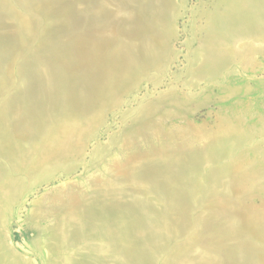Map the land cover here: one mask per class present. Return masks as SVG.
<instances>
[{
	"label": "rangeland",
	"instance_id": "1",
	"mask_svg": "<svg viewBox=\"0 0 264 264\" xmlns=\"http://www.w3.org/2000/svg\"><path fill=\"white\" fill-rule=\"evenodd\" d=\"M0 264H264V0H0Z\"/></svg>",
	"mask_w": 264,
	"mask_h": 264
}]
</instances>
